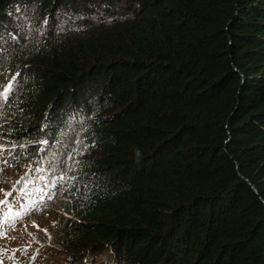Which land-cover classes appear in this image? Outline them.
<instances>
[{
  "label": "trees",
  "instance_id": "16d2710c",
  "mask_svg": "<svg viewBox=\"0 0 264 264\" xmlns=\"http://www.w3.org/2000/svg\"><path fill=\"white\" fill-rule=\"evenodd\" d=\"M0 160L66 264H264V0H0Z\"/></svg>",
  "mask_w": 264,
  "mask_h": 264
},
{
  "label": "rangeland",
  "instance_id": "374dc122",
  "mask_svg": "<svg viewBox=\"0 0 264 264\" xmlns=\"http://www.w3.org/2000/svg\"><path fill=\"white\" fill-rule=\"evenodd\" d=\"M23 175L25 174H17L7 165L0 168V201L10 196L5 193L13 191V206L7 208L12 212H17L14 208L22 207L23 204L19 195L20 188L17 187L21 183L28 186L25 183L27 179L22 178ZM16 199L18 201L15 203ZM7 212L4 210V213ZM56 218L57 215L45 209L29 217L16 216L10 225L0 228V264H66L65 253L45 243Z\"/></svg>",
  "mask_w": 264,
  "mask_h": 264
},
{
  "label": "snow or ice",
  "instance_id": "6c2138e0",
  "mask_svg": "<svg viewBox=\"0 0 264 264\" xmlns=\"http://www.w3.org/2000/svg\"><path fill=\"white\" fill-rule=\"evenodd\" d=\"M10 87V86H9ZM5 195H11V193H5ZM6 201H0V203H5Z\"/></svg>",
  "mask_w": 264,
  "mask_h": 264
}]
</instances>
